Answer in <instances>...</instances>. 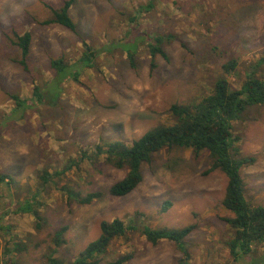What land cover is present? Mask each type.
<instances>
[{"label":"rangeland","instance_id":"obj_1","mask_svg":"<svg viewBox=\"0 0 264 264\" xmlns=\"http://www.w3.org/2000/svg\"><path fill=\"white\" fill-rule=\"evenodd\" d=\"M64 1L0 0V176L10 182H0V264H46L53 251L70 264L100 237L101 223L115 219L129 230L99 264L125 255L132 257L127 264H180L174 243L151 244L142 229L190 225L188 264H231L234 232L225 219L233 214L223 206L228 181L211 171L208 152L165 148L143 165L135 191L113 197L111 186L127 170L96 157V148L132 144L156 126L174 124L173 105L198 102L221 78L239 89L250 73L264 76V67H257L264 55V0H77L70 10L77 33L44 25ZM25 33L33 37L27 70L14 45ZM143 35L164 37L168 59H153ZM138 36L132 67L116 45ZM87 47L96 54L92 67L83 66ZM61 57L82 68L62 87L51 67ZM233 60L238 66L227 74L224 66ZM45 85L51 93L62 89L52 104L34 97ZM14 96L26 101L25 109L17 108ZM233 135L236 156L252 161L241 169L246 198L264 206V106L234 122ZM45 172L52 176L47 184ZM69 191L103 196L84 205ZM27 201H34L40 217L18 212ZM61 229L64 242L57 248L54 235ZM241 263L264 264V243Z\"/></svg>","mask_w":264,"mask_h":264},{"label":"trees","instance_id":"obj_2","mask_svg":"<svg viewBox=\"0 0 264 264\" xmlns=\"http://www.w3.org/2000/svg\"><path fill=\"white\" fill-rule=\"evenodd\" d=\"M76 2L77 0H65L60 8L51 9L53 18L45 22L44 25H58L77 33L78 25L70 14V10ZM149 8L151 9L152 6L150 5ZM142 37L144 41L148 42L147 47L153 59L157 55L168 59L163 48L164 37L145 35ZM140 39L139 36L131 37L129 41L116 45L126 52L132 67L137 65ZM32 40L31 33L15 36L14 45L20 51V65L26 70L28 57L31 54ZM131 45H135V48H131ZM95 58V52L87 47V51L82 57L83 66L92 67ZM237 66V61L233 60L224 66V70L227 74H231L235 72ZM51 67L55 71L52 80L59 81L60 86L69 79L77 80L82 71L80 67H69L63 57L53 60ZM155 67L156 64L153 61L152 68ZM257 67H264V55L258 61ZM50 91L48 85L43 88L36 87L34 93L36 101L46 103L52 99L50 103L52 104L56 100L55 97H60L62 93V89L59 93ZM14 100L18 109L26 108V101L21 100L18 96H14ZM258 106H264V76L260 77L256 72L250 73L239 89L234 88L227 78H221L215 83L213 91L198 102L189 105H173L171 112L176 118L174 124L156 126L132 144L115 141L107 144L106 149L97 146L96 157L103 155L107 164L119 170H127L126 176L111 186L109 194L113 197H125L135 191L143 182V165L150 163L152 158L165 148L192 149L197 153L208 152L212 160L211 171L222 172L228 181L223 206L233 214V217L225 219L234 232L228 242L231 264H243L241 263L243 258L252 254L254 247L264 243V206L253 205L246 198V185L241 175V169L252 161L236 156L237 140L233 135V125L234 122L242 118L249 108ZM56 175L61 176V173ZM42 179L44 184H47L52 180V176L45 172ZM7 180H9L8 176H0L1 183L10 184ZM68 195L71 200L84 205L91 204L103 196L101 192H94L82 197L71 191L68 192ZM34 206V201H27L19 207L18 212L40 217ZM100 230V237L89 243L78 258L70 264H99V257L107 253L114 240L124 237L129 227L123 220L115 219L111 222H102ZM194 230V225L181 229L144 227L142 234L148 242L154 245L161 241L174 243L183 255L180 264H188L189 253L186 238ZM65 231L66 229H61L55 233V247L62 246ZM131 258L130 255H125L109 264H127ZM46 264L64 263L57 257L56 251H53L48 255Z\"/></svg>","mask_w":264,"mask_h":264}]
</instances>
